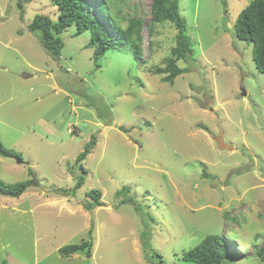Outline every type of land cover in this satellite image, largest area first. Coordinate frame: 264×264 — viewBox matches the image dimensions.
Returning a JSON list of instances; mask_svg holds the SVG:
<instances>
[{
	"label": "rangeland",
	"instance_id": "1",
	"mask_svg": "<svg viewBox=\"0 0 264 264\" xmlns=\"http://www.w3.org/2000/svg\"><path fill=\"white\" fill-rule=\"evenodd\" d=\"M88 1L107 22L103 0ZM252 1L180 0L196 61L180 62L190 70L171 85L153 71L166 66L178 31L163 23L151 32L152 0L110 2L123 28L144 22L143 64L109 50L101 68L90 32L65 29L56 59L29 31L36 15L58 21L51 0H0V139L23 161L0 156V180L29 182L19 198L0 195V264H194L183 255L221 234L237 253L222 264H264V74L235 31ZM220 133L233 151L219 146ZM81 177L74 196L62 193ZM123 188L130 193L118 197ZM91 190L104 206L87 211ZM142 233L161 255L155 262ZM85 241L90 259L59 254Z\"/></svg>",
	"mask_w": 264,
	"mask_h": 264
},
{
	"label": "trees",
	"instance_id": "2",
	"mask_svg": "<svg viewBox=\"0 0 264 264\" xmlns=\"http://www.w3.org/2000/svg\"><path fill=\"white\" fill-rule=\"evenodd\" d=\"M32 1L18 0V5L22 8L23 3H31ZM111 1L113 0H103V4H101V10H106L107 22H104L102 17L99 18L91 12L88 0H51L59 11L58 21L53 22L47 16L36 15L29 24L28 29L38 36L43 47L56 59L60 58L64 47V42L59 35L65 29L75 26V36L85 32L91 33L90 41L86 47L94 49L93 59L98 68H101L100 60L109 50L130 53L138 64L142 65L141 31L144 22L141 19L132 18L128 26L123 28L118 23L116 15L113 14L110 8L108 9ZM179 6L180 0H152L151 3V32H153L154 25L163 23L173 24L178 31L175 38L176 44L172 48L170 56L166 59V66L153 71L156 75H163V82L171 85L175 83L179 76L190 70L188 67L182 68L179 65L180 62L188 64L191 61H196L192 41L187 34L188 25L185 18L180 14ZM235 31L236 36L241 41L252 45L256 68L264 74V0H253L241 11L235 23ZM95 145L96 141L93 138L86 145L85 150L77 157L76 163L82 164L92 153ZM0 156L22 160V155L13 149L6 148L1 139ZM81 168L84 171L82 165ZM84 182V178L81 177L72 191L62 190V193L74 196L76 191L82 188ZM28 183L8 184L0 180V195L19 198L27 191ZM129 193V188H123L116 195L118 197H126ZM87 196L91 199V202L86 205L87 211L104 206L101 201L102 194L100 191L91 190L87 193ZM129 202H134L133 197L122 200L121 203ZM150 237L149 233H142L144 251L147 253V259L152 262L154 259H160L161 255L152 250ZM92 248V242L85 241L81 244L62 247L59 249V254L64 258H68L78 253H85L86 257L90 259L92 257ZM236 254L229 247L222 234L209 235L197 246L187 251L183 255V260L194 264H222L226 259L236 257Z\"/></svg>",
	"mask_w": 264,
	"mask_h": 264
},
{
	"label": "water",
	"instance_id": "3",
	"mask_svg": "<svg viewBox=\"0 0 264 264\" xmlns=\"http://www.w3.org/2000/svg\"><path fill=\"white\" fill-rule=\"evenodd\" d=\"M243 95H245V92L243 93ZM120 131H122V132H124V133H129V131L126 130L125 128H120ZM217 141H218L219 146H220L222 149H227V150H229V151H233V150H234V147H233V146H230V145H228V144H226V143L224 142V137H223V134H222V133H220V137L217 138ZM18 162H19V163H23V161L20 160V159H18ZM31 184H33L34 186L39 187L41 190H45V187H43L41 184H39V182H38L36 179H34L33 182H32Z\"/></svg>",
	"mask_w": 264,
	"mask_h": 264
}]
</instances>
